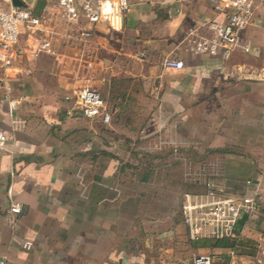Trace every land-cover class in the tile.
<instances>
[{
	"label": "crops",
	"instance_id": "1",
	"mask_svg": "<svg viewBox=\"0 0 264 264\" xmlns=\"http://www.w3.org/2000/svg\"><path fill=\"white\" fill-rule=\"evenodd\" d=\"M214 17L209 0H132L119 29L87 24L83 40L65 32L54 53L32 55L45 35L19 40L18 62L0 69V256L7 264H187L198 254H211L214 264L232 257L257 264L264 202L241 216L231 246L191 240L181 214L190 189L183 158L216 167L213 181L228 194H243L251 180L264 199V8L241 32L254 53L237 49L227 61L186 49L187 33ZM171 57L183 68L162 64ZM90 83L107 103L108 123L65 115ZM9 100L23 122L9 120ZM162 115L180 142L178 158L156 146ZM11 202L20 203L19 214L10 213Z\"/></svg>",
	"mask_w": 264,
	"mask_h": 264
},
{
	"label": "built area",
	"instance_id": "2",
	"mask_svg": "<svg viewBox=\"0 0 264 264\" xmlns=\"http://www.w3.org/2000/svg\"><path fill=\"white\" fill-rule=\"evenodd\" d=\"M21 6L13 4L12 0H0V69L6 71L18 62L22 51L19 39L23 29L43 31L46 18L34 13L27 0H20ZM54 4L61 13L63 22L58 34L68 28L77 29L75 38L80 40L90 36L87 24H106L112 29L122 26L124 16L132 5V0H43ZM143 1V0H137ZM215 17L203 21L199 26L190 30L186 37V49L195 55L217 57L223 61L231 58L233 51L240 49L247 55L253 54L254 49L242 44L241 32L253 22L256 10L264 8V0H209ZM54 53L53 43L44 37L32 50V55ZM166 67L181 69L184 62L181 59L165 58L162 63ZM8 89V88H7ZM17 103L9 100L8 116L11 123H21L16 115ZM80 114L89 119H99L108 123L111 113L101 92L89 85L79 88L72 102V107L66 111V116ZM163 121L155 131L158 149L169 147L175 157H179L180 142L168 132L167 115H162ZM6 134L0 131V147L4 145ZM193 146L196 143L191 144ZM186 184L195 190L183 193L181 214L188 236L191 240L212 238H234L236 225L241 216L253 215L262 206L264 199L256 187H251L252 181L246 180L247 191L243 194H228L222 185L213 181V176L220 171L211 164L194 166L188 158H183ZM209 167L213 170L210 171ZM254 186V185H253ZM9 211L13 215L21 212L18 202H11ZM30 248L31 243L23 244ZM234 256L233 251L230 252ZM257 264H264V245L258 246ZM0 264H7V259L0 256ZM160 264H184L179 260L163 258ZM187 264H214L211 254H198ZM227 264H237L233 257Z\"/></svg>",
	"mask_w": 264,
	"mask_h": 264
},
{
	"label": "rangeland",
	"instance_id": "3",
	"mask_svg": "<svg viewBox=\"0 0 264 264\" xmlns=\"http://www.w3.org/2000/svg\"><path fill=\"white\" fill-rule=\"evenodd\" d=\"M27 1L29 2L28 4L33 8L35 14L43 15L46 18V27L44 31L23 29L20 35V39H22L24 42H26L28 39V43H30L31 40H36V42H38L37 40H40V38L45 35L46 37H49L51 39L52 43L57 40H62L64 38V37L62 38V33L58 34L57 31L60 30L59 29L60 24L63 22V20L61 17V13L57 9V7L51 2L49 3L44 2L43 8H40L41 7L40 2H42V0H27ZM65 29L67 30V33L70 32L71 35H74L73 37L74 39H76L75 33H77V29L75 28L71 29L68 27H66ZM89 86L94 88L93 84L91 83L89 84ZM187 190H195V189L190 188V189H186L185 191Z\"/></svg>",
	"mask_w": 264,
	"mask_h": 264
},
{
	"label": "trees",
	"instance_id": "4",
	"mask_svg": "<svg viewBox=\"0 0 264 264\" xmlns=\"http://www.w3.org/2000/svg\"><path fill=\"white\" fill-rule=\"evenodd\" d=\"M40 8H42L43 6H44V2L42 1V2H40ZM238 225L240 226L241 225V222L239 221L238 222ZM216 242H215V244L216 245H219V246H231L232 245V243H230L229 241H227V238H222V239H214ZM234 244V243H233Z\"/></svg>",
	"mask_w": 264,
	"mask_h": 264
},
{
	"label": "water",
	"instance_id": "5",
	"mask_svg": "<svg viewBox=\"0 0 264 264\" xmlns=\"http://www.w3.org/2000/svg\"><path fill=\"white\" fill-rule=\"evenodd\" d=\"M13 4L16 6H21L22 2L20 0H12Z\"/></svg>",
	"mask_w": 264,
	"mask_h": 264
}]
</instances>
